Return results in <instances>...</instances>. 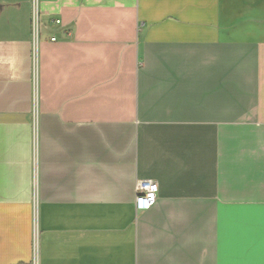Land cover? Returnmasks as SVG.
Here are the masks:
<instances>
[{"label":"crops","instance_id":"1","mask_svg":"<svg viewBox=\"0 0 264 264\" xmlns=\"http://www.w3.org/2000/svg\"><path fill=\"white\" fill-rule=\"evenodd\" d=\"M36 231L38 264H264V0H0V264Z\"/></svg>","mask_w":264,"mask_h":264},{"label":"built area","instance_id":"2","mask_svg":"<svg viewBox=\"0 0 264 264\" xmlns=\"http://www.w3.org/2000/svg\"><path fill=\"white\" fill-rule=\"evenodd\" d=\"M32 28L34 39L38 37V18L33 14ZM55 40V38H53ZM159 185L152 179H140L136 185L135 207L137 211H145L155 205L158 199ZM34 257L31 264H38V232H35L33 240Z\"/></svg>","mask_w":264,"mask_h":264}]
</instances>
